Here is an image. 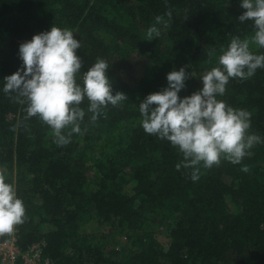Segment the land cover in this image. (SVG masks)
<instances>
[{"label":"trees","instance_id":"obj_1","mask_svg":"<svg viewBox=\"0 0 264 264\" xmlns=\"http://www.w3.org/2000/svg\"><path fill=\"white\" fill-rule=\"evenodd\" d=\"M169 10L170 27L156 25L161 35L148 41L147 29ZM244 11L241 0H0V169L25 205L16 226L22 252L42 244L53 264H226L230 255L264 264V142L239 164L201 166L194 182L191 169L176 168L179 150L145 133L139 111L174 69L194 75L181 97L199 90V77L218 66L231 38L254 35L253 21L238 20ZM53 25L78 32L82 72L105 59L113 94L128 97L95 123L85 99L82 133L66 146L38 117L25 120L26 105L3 91L4 77L23 63L20 44ZM133 54L148 60L137 85L111 62ZM218 99L250 112V133L264 139V68L230 80ZM90 225L94 234L83 232ZM123 233L131 243L122 258L111 243Z\"/></svg>","mask_w":264,"mask_h":264},{"label":"clouds","instance_id":"obj_2","mask_svg":"<svg viewBox=\"0 0 264 264\" xmlns=\"http://www.w3.org/2000/svg\"><path fill=\"white\" fill-rule=\"evenodd\" d=\"M241 7L245 11L238 20L253 21L254 35L245 39L233 36L227 48L221 49L218 66L199 77V90L179 95L186 81L194 77L184 66L167 73V86L148 94L139 104L145 133L177 148L183 159L176 168L191 169L194 182L200 178L201 166L211 169L222 160L239 164L255 145L264 142L260 135L249 131L250 112L218 99L225 94L230 80H247L257 69L264 68V53L255 54L250 48L252 44L264 48V0H241ZM166 15L167 20L157 16L155 24L147 29L148 41L161 35L156 25L170 27L171 11ZM80 47L73 31L53 25L49 31L20 44L19 58L23 63L15 73L4 77L3 91L26 105L24 119L38 117L52 129L58 146H66L73 134L82 133L86 113L81 105L85 99L92 123L109 105L117 107L128 100L123 92L113 94L105 59L98 58L81 71L84 60L77 54ZM208 55L212 57L214 50ZM81 74L82 84L78 82ZM241 170L247 172L249 167ZM25 213L15 184L6 182L5 170L0 169V236L12 234L17 225L24 223Z\"/></svg>","mask_w":264,"mask_h":264},{"label":"rangeland","instance_id":"obj_3","mask_svg":"<svg viewBox=\"0 0 264 264\" xmlns=\"http://www.w3.org/2000/svg\"><path fill=\"white\" fill-rule=\"evenodd\" d=\"M75 36H79L78 32H75ZM147 58L143 56H139L137 54H133L129 60L122 62L120 60L111 59L113 66L116 67L122 74V77L131 85H137L141 80L146 65H147ZM89 227V228H88ZM88 227L83 228V232L88 234H94L95 229L94 226L90 225ZM103 230V229H101ZM104 231V230H103ZM116 235V234H115ZM163 238V237H162ZM162 238H159L163 240ZM130 241L126 239V233L117 234L113 240L112 246L116 251L120 250L121 257H126L128 255V250L130 249ZM226 264H241L240 258L236 257L235 255L228 256Z\"/></svg>","mask_w":264,"mask_h":264},{"label":"built area","instance_id":"obj_4","mask_svg":"<svg viewBox=\"0 0 264 264\" xmlns=\"http://www.w3.org/2000/svg\"><path fill=\"white\" fill-rule=\"evenodd\" d=\"M16 227L12 234L0 236V263L1 264H53L43 256L42 244L31 247L22 252L18 246Z\"/></svg>","mask_w":264,"mask_h":264}]
</instances>
